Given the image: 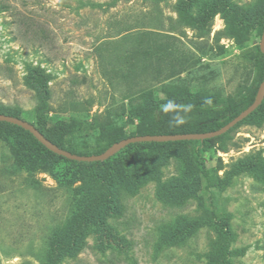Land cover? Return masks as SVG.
Masks as SVG:
<instances>
[{"label":"rangeland","instance_id":"rangeland-1","mask_svg":"<svg viewBox=\"0 0 264 264\" xmlns=\"http://www.w3.org/2000/svg\"><path fill=\"white\" fill-rule=\"evenodd\" d=\"M224 1L249 22L264 14V0H0V113L60 121L65 147L79 154L107 144L99 121L128 137L143 127L131 120L134 108L158 106L164 132L190 130L209 115H180L176 125L165 102L247 98L261 83L259 29L238 30L224 12L206 25L181 16L186 7L200 20ZM159 73L166 88L133 96ZM131 150L98 167L114 206L88 218L57 264H217L218 225L230 264H264V107L209 142ZM11 163L0 141V264H42L49 241L101 191L83 163L31 158L17 174Z\"/></svg>","mask_w":264,"mask_h":264},{"label":"trees","instance_id":"trees-1","mask_svg":"<svg viewBox=\"0 0 264 264\" xmlns=\"http://www.w3.org/2000/svg\"><path fill=\"white\" fill-rule=\"evenodd\" d=\"M186 7L182 10L181 16L185 23L190 25H200V24H208L214 18V16L219 12H224L225 14L231 16L234 20V27H237L239 30H244L247 33L252 32L255 29H259L260 33H263L264 29V14L260 16L256 21L249 22L243 18V15L234 7H229L227 2H222L217 5L210 6L202 18L200 20H196L190 15H187ZM262 36V35H261ZM259 54L263 57V63L261 67V77L260 82L263 81L264 78V56L261 54L258 48ZM164 56V55H163ZM108 71H112L109 69ZM107 71V73H109ZM168 74H165V78H161V73H159L154 81L146 85L141 90L134 92L133 95L139 96V94L143 91H147L152 89L156 84L162 89L168 86ZM34 80H38L35 76ZM261 84V83H260ZM258 88H255L248 96L239 97L242 93L239 94L238 97L231 98L226 101L214 100V99H181V100H172L179 108L177 109V114L186 115L190 113H198L199 115H209L204 121H202L199 125H195L190 130H179V131H170L164 132V123L163 119L156 120L157 118V107L153 108H134L133 115L131 120L135 119L139 121L143 127H139L138 130L133 131L129 137L135 136H145V135H176V134H188V133H208L212 131H216L234 118H236L242 111L247 109L254 101L255 96L257 94ZM201 92L204 97L210 96L209 90H204ZM169 101L165 102V105ZM188 107L190 110L188 112H184V108ZM264 107V99L260 106L250 115L254 114L258 109ZM3 115L12 116L18 118L17 116L4 114ZM249 115V116H250ZM248 116V117H249ZM247 117V118H248ZM20 119V118H19ZM246 119V118H245ZM244 119V120H245ZM54 120V119H53ZM51 121L52 123H47L44 120L38 121L37 124H32L48 141L72 154L81 155V156H90V155H99L105 152L110 146L114 143H117L123 139L129 138L125 134L118 133L114 128V123L110 120L107 121H99L97 122V129L100 134L107 140V144L99 151L94 154H79L65 147V145L69 142L66 139L67 131L65 125L60 121ZM242 122V121H241ZM239 124V123H238ZM237 124V125H238ZM222 136V135H221ZM220 137V136H219ZM218 138V137H215ZM214 139V138H212ZM212 139H206L202 141H177V142H165L169 144H178L180 142L184 143H205L209 142ZM0 141L3 143L4 147L10 153L12 158V163L10 165L11 174H17L19 172L27 170L26 163L31 158L38 157H47L49 159H60L64 161L67 160L61 156H58L49 150H47L41 143H39L32 134L24 129L9 124L5 122H0ZM154 143V142H153ZM147 143H135L130 144L123 149H121L114 156L110 157L106 161L101 162H93V163H85L78 162L84 164L83 174L84 176L99 190L101 191V195L96 197L90 205L87 207L84 214L81 216L80 220L70 229L67 230V233L64 234L63 238L52 239L48 243V252L45 256V262L42 264H57L58 256L61 252H67L74 249L77 241V237L84 233L87 225L88 218L92 216V214L102 211L110 210L114 206V194L109 183L102 178L97 169L101 165L108 163L113 158L122 157L124 160H128L131 158L133 151L131 150L134 147L144 145ZM76 163V161H71ZM204 176L207 181V187L210 188L209 183V175L206 170H204ZM213 205V202H212ZM213 216L215 217L214 207L212 208ZM218 230L222 234V241L219 247L218 256H217V264H230L229 263V248H228V233L225 232L222 225H218Z\"/></svg>","mask_w":264,"mask_h":264},{"label":"water","instance_id":"water-1","mask_svg":"<svg viewBox=\"0 0 264 264\" xmlns=\"http://www.w3.org/2000/svg\"><path fill=\"white\" fill-rule=\"evenodd\" d=\"M259 50L261 54L264 56V29L261 36ZM263 99H264V78L261 84L259 85L253 103L247 109L242 111L236 118H234L228 124H226L225 126H223L222 128L216 131H212L208 133H188V134H176V135H145V136L129 137L117 143H114L102 154L90 155V156L76 155L68 151H65L63 149H60L59 147L48 141L32 124L22 119L0 114V122L9 123L18 126L24 129L25 131H28L47 150L67 160L93 163V162L106 161L107 159L118 153L121 149H123L124 147L130 144L144 143V142L165 143V142H177V141H202L206 139L219 137L227 133L229 130L234 128L238 123H240L245 118H247L251 113H253L260 106Z\"/></svg>","mask_w":264,"mask_h":264},{"label":"clouds","instance_id":"clouds-1","mask_svg":"<svg viewBox=\"0 0 264 264\" xmlns=\"http://www.w3.org/2000/svg\"><path fill=\"white\" fill-rule=\"evenodd\" d=\"M179 108V106H177L174 102L169 101L166 105L163 106V110L164 111H170L173 113L177 112V109ZM184 112H188L190 109L188 107H185ZM171 121L176 124V125H180L185 123V117L184 116H180L178 114H175L171 117Z\"/></svg>","mask_w":264,"mask_h":264}]
</instances>
